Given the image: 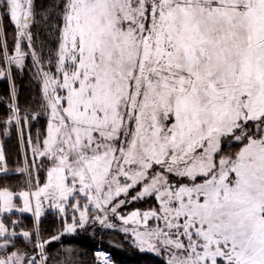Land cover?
<instances>
[{"label":"snow or ice","instance_id":"obj_1","mask_svg":"<svg viewBox=\"0 0 264 264\" xmlns=\"http://www.w3.org/2000/svg\"><path fill=\"white\" fill-rule=\"evenodd\" d=\"M0 78V264H264V0H0Z\"/></svg>","mask_w":264,"mask_h":264},{"label":"trees","instance_id":"obj_2","mask_svg":"<svg viewBox=\"0 0 264 264\" xmlns=\"http://www.w3.org/2000/svg\"><path fill=\"white\" fill-rule=\"evenodd\" d=\"M8 32H11V26L7 28ZM29 81V73L25 72L23 79H18L17 83L19 87L20 102L23 106L27 101L31 100L32 91L26 87ZM8 89V83L6 80L0 78V117L6 112V105L4 103V97L6 96V90ZM43 121H41V124ZM1 142L4 145L5 152L9 157L10 166H14L16 159L18 158V141L15 135L5 137L1 135ZM144 207L143 205H140ZM20 219L23 220L24 224L31 225V213L20 214ZM58 227V221L56 217L48 215L45 219L41 220V228L45 230V234L51 232L54 228ZM88 231V230H87ZM91 236L88 233L64 236L62 238L64 243H71L73 246L79 248L88 254L89 257L96 250H104L111 255V259L114 264H160V258L149 254H143L135 250L134 248L124 244L123 247L112 246L108 241L110 238H116L108 232H102L101 230ZM118 244L121 245L123 242L122 236H117ZM59 247L56 242H51V250L55 251Z\"/></svg>","mask_w":264,"mask_h":264},{"label":"rangeland","instance_id":"obj_3","mask_svg":"<svg viewBox=\"0 0 264 264\" xmlns=\"http://www.w3.org/2000/svg\"><path fill=\"white\" fill-rule=\"evenodd\" d=\"M37 2L38 3H42V2H44V0H37ZM0 143H2L1 142V135H0ZM137 207H142V206H140V204H138V205H136ZM143 206H145V205H143ZM48 215H52V216H54V217H56L55 216V213L54 212H52L51 210H49V209H45V214L41 217V220H43V219H45V217L46 216H48ZM88 230V231H87ZM86 231H80V230H78L77 231V233H74V234H66L65 236H70V235H78V234H83V233H88V234H90L91 236H93V235H95L96 234V232H95V230L97 231V232H99L100 231V228H99V226H97V228L96 229H92V228H89V229H87ZM103 232H108V233H110V234H112V235H115L116 236V238H118L117 236H122L123 237V234L122 233H119V232H113V231H111V230H107V231H103ZM116 238H110V240L109 241H112V243H110L109 241H108V243H110L112 246H115V247H120V245L118 244L119 242L117 241V239ZM135 249V248H134ZM136 250V249H135ZM102 251H104V250H102ZM138 251V250H137ZM106 252V251H105ZM139 252V251H138ZM108 253V252H107ZM141 253V252H140ZM109 254V256L111 257V255H110V253H108ZM143 254H149V255H152V256H155L154 254H152V253H148V252H143ZM156 257V256H155ZM158 258V257H157ZM114 264V263H113Z\"/></svg>","mask_w":264,"mask_h":264}]
</instances>
